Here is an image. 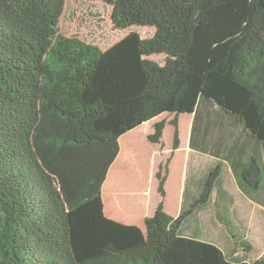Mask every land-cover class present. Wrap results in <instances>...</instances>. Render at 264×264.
I'll list each match as a JSON object with an SVG mask.
<instances>
[{"label": "trees", "instance_id": "16d2710c", "mask_svg": "<svg viewBox=\"0 0 264 264\" xmlns=\"http://www.w3.org/2000/svg\"><path fill=\"white\" fill-rule=\"evenodd\" d=\"M102 1L116 28L154 35L102 49L61 31L66 0H0V264H264L181 232L214 208L233 248H253L222 212L226 166L264 206V0ZM184 113L190 147L214 163L188 175L179 214L165 208L172 153L147 233L109 218L103 186L121 137L170 114L175 150ZM166 123L151 142L163 143Z\"/></svg>", "mask_w": 264, "mask_h": 264}, {"label": "rangeland", "instance_id": "374dc122", "mask_svg": "<svg viewBox=\"0 0 264 264\" xmlns=\"http://www.w3.org/2000/svg\"><path fill=\"white\" fill-rule=\"evenodd\" d=\"M111 16L112 6L105 1L66 0L61 20V31L66 35L78 36L89 43L98 45L102 49L113 45L133 31L138 32L142 38L152 37L155 33L154 27L148 25H133L125 29L116 28L113 25ZM149 58L162 63L165 55L154 54L149 56ZM172 117L173 115L170 114H162L150 121L155 123L162 119L167 120L164 130V143L159 145V147L152 145L147 138L149 129L154 127L151 123L146 122L134 132L127 133L121 139V151L111 166L109 173L112 169V175H120L121 189L118 192L124 189L123 186L130 181L132 183L131 187L137 188V192H142L143 189L147 190L149 188V193L147 194H151L149 200L154 204L158 196L161 199L160 194L158 195L155 191V167L158 163L164 164L173 153L169 163L171 181L168 184L169 192L166 200V210L171 215L177 216L181 206L177 202L175 184L181 179L182 172L187 170L188 165L202 167L212 162L211 158L192 152L188 146L193 117L190 113L181 114L179 117L180 144L177 149L173 150L174 128L170 123ZM109 173L106 181L109 178ZM225 185L229 195L234 197L235 203L232 204L230 213L222 212V214L228 216L227 219L234 223V233L238 232V227L242 228L239 219L243 221L242 223L248 230L247 235L252 241L253 248L249 250L233 248L234 242L230 238V230L219 221L214 208L201 214L202 223L198 230H194L192 227L186 229L184 225L181 232L187 236L213 242L221 246L227 253L230 250L231 254L242 260L253 261L264 257V208L242 197L235 179L227 172L225 173ZM229 225L231 224L229 223Z\"/></svg>", "mask_w": 264, "mask_h": 264}, {"label": "crops", "instance_id": "0c3cea01", "mask_svg": "<svg viewBox=\"0 0 264 264\" xmlns=\"http://www.w3.org/2000/svg\"><path fill=\"white\" fill-rule=\"evenodd\" d=\"M191 115L193 116V113ZM157 117H155V118H157ZM155 118H153V119H155ZM153 119H151V120H153ZM151 120L146 121V122L151 123L152 126L155 127V123L156 122L155 123L154 122H150ZM192 124H193V117H192ZM192 124H191L190 134H189V137H188V146L189 147H190V137H191ZM142 125L134 128L133 130H130L129 132L130 133L134 132L137 128L141 127ZM154 127L149 129V134L154 131ZM173 128H174V126H173ZM129 132H127V133H129ZM126 134L124 136H126ZM149 134L147 135V138H148ZM124 136H122L121 139H123ZM121 139H120V143H121ZM151 143H152V145L154 144V145H157L159 147V145H162L164 143V137H163V143L162 144L161 143H153V142H151ZM190 149H191L192 152H194V153H196L198 155L206 156V155H204L201 152L195 151L191 147H190ZM211 162L214 163V161L212 159H211ZM160 165L161 164L158 163L156 165V167H155V170H154V175H155V179H156L155 191H156V193H158V195L160 193H159V190H158L159 179L157 178V173H158ZM207 166H202V167L201 166H196V167H193L191 165H188L187 170L185 172L184 171L182 172L181 179H179L178 182L175 184L177 202H178V204L180 206H181L182 201H183L184 190H185V185H186V179H187L188 175L195 173V170H197V171L202 170L203 171V170H205L207 168ZM230 170L231 169H230L229 166L225 167V173L227 172L230 175H232ZM233 178H234V176H233ZM170 181H171V177H170V170H169V175H168V178H167V181H166V184H165L166 193H167L166 194V198H165V208H166V200H167L168 192H169L168 191V186H169L168 184L170 183ZM224 182H225V175H224ZM235 182H236V180H235ZM131 184L132 183L129 181V183H127L126 185L123 186L124 189H122L120 192L117 191L119 193V195L117 193L116 201H118V203H119V206H118L119 209H117L116 205H111L110 204V201H109V198H108V193L106 191H104L103 199H104V204H105V214L109 218H112L114 220L120 221V222L125 223V224L137 225V226L141 227L143 230L146 231V218L148 216L153 215V213L155 212V210H156V208L158 206V203L160 201V197L158 196V199H156L154 204H152V202L149 200V196L151 194H147V193H149V188H147V190L143 189L142 192H139V191L137 192L136 189L131 187L132 186ZM236 184H237V182H236ZM237 186H238V184H237ZM238 189L240 190L239 186H238ZM227 191H228V189H227ZM240 194L242 195V197H244L249 202H251L253 204H256V205H259L260 207L264 208V206L262 204L257 203L255 201L251 200L250 198H248L246 195H244L241 190H240ZM229 197H230V210L229 211L231 212L232 204L235 203V199H234V197H232L230 195H229ZM180 209H181V207H180ZM204 212L199 213V220L200 221H201V214L204 213ZM215 213H216V216H217L218 212L216 211V209H215ZM239 221H242V220L239 219Z\"/></svg>", "mask_w": 264, "mask_h": 264}, {"label": "bare ground", "instance_id": "6f19581e", "mask_svg": "<svg viewBox=\"0 0 264 264\" xmlns=\"http://www.w3.org/2000/svg\"><path fill=\"white\" fill-rule=\"evenodd\" d=\"M120 175H112V169L109 173V178L105 184V191L108 193V198L111 205H116L117 209H119V203L116 201V192L120 189L121 181ZM137 189V188H136Z\"/></svg>", "mask_w": 264, "mask_h": 264}, {"label": "water", "instance_id": "95a60500", "mask_svg": "<svg viewBox=\"0 0 264 264\" xmlns=\"http://www.w3.org/2000/svg\"><path fill=\"white\" fill-rule=\"evenodd\" d=\"M190 114H192V113H190ZM146 233H147V231H146Z\"/></svg>", "mask_w": 264, "mask_h": 264}]
</instances>
